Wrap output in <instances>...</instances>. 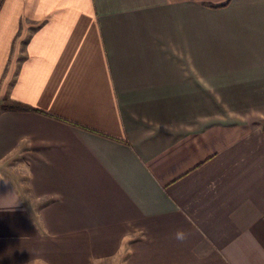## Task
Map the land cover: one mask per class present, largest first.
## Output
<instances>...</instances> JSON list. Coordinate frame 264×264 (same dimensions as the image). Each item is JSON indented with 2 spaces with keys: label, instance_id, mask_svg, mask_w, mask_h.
<instances>
[{
  "label": "crops",
  "instance_id": "0c3cea01",
  "mask_svg": "<svg viewBox=\"0 0 264 264\" xmlns=\"http://www.w3.org/2000/svg\"><path fill=\"white\" fill-rule=\"evenodd\" d=\"M0 264H264V0H0Z\"/></svg>",
  "mask_w": 264,
  "mask_h": 264
},
{
  "label": "trees",
  "instance_id": "16d2710c",
  "mask_svg": "<svg viewBox=\"0 0 264 264\" xmlns=\"http://www.w3.org/2000/svg\"><path fill=\"white\" fill-rule=\"evenodd\" d=\"M4 107L5 108H21V109H26V110H33L34 109L28 105H23L19 102H15V101H5Z\"/></svg>",
  "mask_w": 264,
  "mask_h": 264
}]
</instances>
